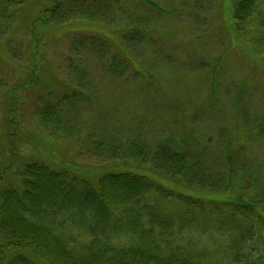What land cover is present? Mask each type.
Returning <instances> with one entry per match:
<instances>
[{"label": "trees", "instance_id": "obj_1", "mask_svg": "<svg viewBox=\"0 0 264 264\" xmlns=\"http://www.w3.org/2000/svg\"><path fill=\"white\" fill-rule=\"evenodd\" d=\"M27 1L0 0V21L10 24ZM120 1L32 0L31 28L41 24L47 32L57 24L73 26L80 20L73 14H80L95 26L114 25V40L140 45L149 35L143 16L128 12ZM229 21V49L237 47L247 57L255 66L253 75L257 69L264 73V0H231ZM1 27L0 22V40ZM120 40L114 44L118 49ZM122 49L126 63L119 65L145 78L144 69ZM36 82L24 75L15 85L24 92ZM254 90L257 85L247 78L239 94ZM12 91L4 102L0 135V264H264V198L242 196L231 170L226 177L211 173L203 162L206 146L192 154L191 137L183 143L165 139L152 149L138 139L117 138L106 153L108 161L79 166L74 156L69 161L61 155L52 137L59 131L72 136L64 106L73 104L75 94L60 102L43 100L34 145L18 120L19 99ZM98 140L88 152L103 149H98L103 139ZM29 144L32 152L26 151ZM202 234L221 237L227 254H208L200 245ZM114 236H123L124 243Z\"/></svg>", "mask_w": 264, "mask_h": 264}, {"label": "rangeland", "instance_id": "obj_2", "mask_svg": "<svg viewBox=\"0 0 264 264\" xmlns=\"http://www.w3.org/2000/svg\"><path fill=\"white\" fill-rule=\"evenodd\" d=\"M31 1L10 24L0 21V50L6 55L0 58V135L4 102L12 90L19 99L18 120L34 145L43 100L60 102L73 92V104L64 106L72 136L60 131L52 136L65 159L74 156L79 166H94L108 161L106 153L117 138L138 139L152 149L165 139L183 143L191 137L192 154L207 147L203 162L211 173L226 177L231 170L233 186L242 196L264 198V73L257 69L253 75L255 66L247 57L237 47L229 49L225 23L230 24L231 0H122L120 6L143 16L149 35L140 45L118 37L119 49L114 25L95 26L80 14H73L80 17L73 26L57 24L45 32L36 24L32 29ZM150 4L158 8L152 10ZM122 48L144 69L145 78L119 65L126 63ZM24 75L33 76L37 85L23 92L15 83ZM247 78L257 91L240 95ZM99 138L104 146L98 149H103L88 152ZM26 151L32 152L31 144ZM3 156L0 147V161ZM114 239L124 243L123 236ZM199 239L208 254L224 257L228 252L221 237L202 234Z\"/></svg>", "mask_w": 264, "mask_h": 264}]
</instances>
